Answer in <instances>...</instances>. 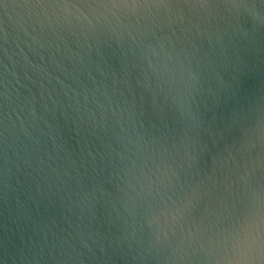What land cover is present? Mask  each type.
<instances>
[{
  "label": "water",
  "instance_id": "obj_1",
  "mask_svg": "<svg viewBox=\"0 0 264 264\" xmlns=\"http://www.w3.org/2000/svg\"><path fill=\"white\" fill-rule=\"evenodd\" d=\"M0 264H264V0H0Z\"/></svg>",
  "mask_w": 264,
  "mask_h": 264
}]
</instances>
